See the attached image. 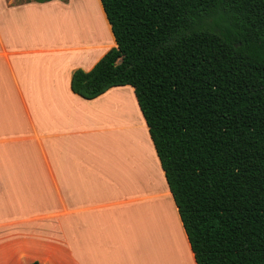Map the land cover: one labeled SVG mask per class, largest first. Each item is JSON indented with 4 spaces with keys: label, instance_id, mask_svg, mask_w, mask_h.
I'll return each instance as SVG.
<instances>
[{
    "label": "crops",
    "instance_id": "crops-1",
    "mask_svg": "<svg viewBox=\"0 0 264 264\" xmlns=\"http://www.w3.org/2000/svg\"><path fill=\"white\" fill-rule=\"evenodd\" d=\"M32 2L0 0V264H197L147 124V162L118 139L129 116L136 127L126 86L93 99L72 90L113 34L106 44L81 28L88 47L56 48L21 20Z\"/></svg>",
    "mask_w": 264,
    "mask_h": 264
},
{
    "label": "trees",
    "instance_id": "trees-1",
    "mask_svg": "<svg viewBox=\"0 0 264 264\" xmlns=\"http://www.w3.org/2000/svg\"><path fill=\"white\" fill-rule=\"evenodd\" d=\"M100 2L116 46L72 90L134 89L197 264H264V0Z\"/></svg>",
    "mask_w": 264,
    "mask_h": 264
},
{
    "label": "rangeland",
    "instance_id": "rangeland-1",
    "mask_svg": "<svg viewBox=\"0 0 264 264\" xmlns=\"http://www.w3.org/2000/svg\"><path fill=\"white\" fill-rule=\"evenodd\" d=\"M25 1L27 0H11V2L16 5L24 3ZM64 1L68 2L69 0H64ZM39 2L40 1L32 2L31 4L33 6H30L31 8L28 7L25 8L24 10L21 9L22 11L26 12L23 13L25 17H23V19L21 20L27 21V24L28 25L30 24L32 26L31 29L33 32L44 27L48 33V36L55 39L54 44L56 48L68 46V45L69 46L78 45L81 48L88 47V45L91 44L92 39H86V37L84 39V35L81 32H79L81 28L84 31H89V32L93 30L95 32L94 33L95 35H93V40H97V41L101 40L103 43L106 44L112 43L111 29L105 17L106 15L104 13L100 0H70L69 3L66 4L59 3L58 5L53 6V8L49 9V11H44L46 9L43 10L41 7L39 8V6H37L40 5ZM68 20H71V22H67ZM19 25L23 26L21 23H19ZM100 30L102 31L101 34H100ZM60 39L62 40V42L58 43L57 41H59ZM36 46L39 45L33 44V48ZM40 47L46 48V45L42 43L40 44ZM6 48L8 50L11 49L9 47ZM28 55L30 57L37 56L41 59V56H38V54L35 55L30 53ZM7 77L8 80L6 84L4 85V83L2 82V85L5 87V90L11 89V84L8 74ZM123 89L127 103L129 104L130 108L133 110L134 125H136V127L133 128L131 126L130 124L131 118L129 116L127 123L124 122L118 124V126H121L122 124L124 129H126L125 133H122V131H120L115 126L114 127L111 126L109 129L106 128L107 130H105V133L106 134L112 133L115 130L120 131V133L118 134L119 135L118 139L120 140V143L122 144V141H125L126 142L125 146H127L128 149H131V151H133V153L136 156H139L140 154H142V151H145L146 154H142V158L144 159V161L147 162V156L153 155L154 157L155 152L153 153L152 151L153 148L150 151V148H148L144 142L148 140L149 137L147 134L146 123L142 118L140 108L138 107V104L136 102V97L133 88L131 86H126V88ZM98 110L100 113V109ZM117 114L119 117H122L121 111H119ZM139 142L140 143L143 142L145 146L140 144ZM116 146H118V144H116ZM143 156H145V158ZM160 203H162L161 200ZM174 221H177L176 218L174 219Z\"/></svg>",
    "mask_w": 264,
    "mask_h": 264
}]
</instances>
